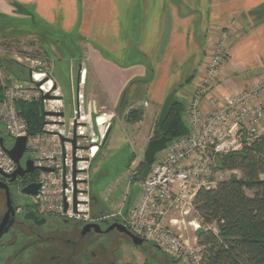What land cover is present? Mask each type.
<instances>
[{
    "label": "built area",
    "instance_id": "1",
    "mask_svg": "<svg viewBox=\"0 0 264 264\" xmlns=\"http://www.w3.org/2000/svg\"><path fill=\"white\" fill-rule=\"evenodd\" d=\"M228 39V32L222 31L205 79L190 105L189 135L167 147L165 160L152 165L151 173L141 186L139 200L125 213L114 215L119 218L116 223L125 226L134 236L159 247L166 256L180 264H200L203 257V248L199 246L197 237L192 242L185 237V231L193 228L197 236L201 229L194 202L201 189L211 190L217 185L210 180V166L218 156L241 152L264 140V78L241 93L212 100L213 111L209 117L204 118L200 110L202 97L214 91L227 73ZM46 76L34 73L32 84L4 89L0 99L1 176L12 175L17 169L4 147L12 149L16 139L27 137L26 160L30 159L36 172H40L37 179L41 186L39 193L31 196L36 201L35 207L42 215H50L52 205L47 204L54 203L63 219L90 222V189L86 186L91 176L85 165L88 162L80 161L81 150L74 151L68 147L70 133L61 126V122L44 121L41 132L30 135L28 123L16 109L18 102L35 98L34 91H41L45 85L39 87L36 82ZM0 78L4 81L1 74ZM49 82L54 88V82ZM81 89L77 91L75 111V119L79 123L86 120L83 112L85 96ZM48 118L56 117L46 116L45 120ZM62 138L66 140L63 142ZM190 216L194 219L186 220Z\"/></svg>",
    "mask_w": 264,
    "mask_h": 264
},
{
    "label": "rangeland",
    "instance_id": "2",
    "mask_svg": "<svg viewBox=\"0 0 264 264\" xmlns=\"http://www.w3.org/2000/svg\"><path fill=\"white\" fill-rule=\"evenodd\" d=\"M100 1L106 0H77L78 20L69 30H64L46 21H32L26 19L25 16L22 20L18 15L0 17V63L3 66L2 79L11 84L10 86L32 84L34 73L46 74L48 80L54 82L56 88L53 92L46 94L35 90V98L26 102H40L45 113L59 111L58 113L64 114L61 119L56 117L45 121L61 122L63 124L61 126L70 133L67 140L68 147L74 151L81 150L82 160L80 161L88 162L85 165L91 177L86 187L90 191L93 188L95 193L101 195L103 207L108 211L107 216L109 215L106 220L116 223L119 218L114 215L119 212L125 213L139 200L141 186L151 173L152 166L146 177L139 178L137 168L140 163L144 162V154L149 142L157 139L156 126L161 110L157 115H151L149 102L136 104L127 100L120 102L119 108L115 109L107 103L99 87H96L99 92L97 90L94 92L95 86L91 77L90 63L93 61V48H97L94 16L97 3ZM141 5L142 0H136V6L141 7ZM183 11L186 12V10ZM221 32L222 30L218 31L217 35L215 34L214 38L210 39V45L206 46V50L204 49L198 68L191 69L193 65L191 62L190 70L188 68L184 71L183 75L192 74L193 76L183 81L182 87H179L181 92H174L175 97L184 106L182 117L188 127V134L172 140L168 147L189 135L190 105L205 79L206 69ZM100 40L102 41H99V44L104 47V49L100 47L103 52L102 56L110 58L108 51H111L112 47L109 35L102 36ZM126 49L124 47V50ZM80 65L85 68L88 66V80L86 79L87 70L82 80H78ZM47 78L38 80V86H42V80L48 82ZM79 88H82L81 93L85 96L83 112L86 120L82 123L75 119L76 97ZM53 94H59L60 97L55 98ZM213 95L212 90L200 100V110L203 111L204 118L212 114L213 108L204 110L203 104L206 100L212 101L218 98L217 96L214 98ZM54 100L60 102L57 104L60 108L55 111L52 110L56 106ZM99 124L103 126L100 131L96 127ZM80 133H83V136L79 135ZM73 140L76 141L75 146L72 143ZM167 154V150L160 153L155 163L164 161ZM131 159L133 162L130 164ZM25 162L26 157L22 160V165H25ZM210 170V180L216 184L234 177H241L238 171H217L216 160L210 166ZM39 176L40 172H37L35 179L37 180ZM262 178L264 179V176ZM31 204L35 207L36 201L31 199ZM53 204H47L52 205L53 211L50 215L63 219ZM45 205L43 204L44 208H46ZM193 219L194 216H190L186 220ZM185 237L194 241L196 233L193 228L185 231ZM134 254L135 264H143L144 258L137 251H134ZM176 264L180 263L176 262Z\"/></svg>",
    "mask_w": 264,
    "mask_h": 264
},
{
    "label": "crops",
    "instance_id": "3",
    "mask_svg": "<svg viewBox=\"0 0 264 264\" xmlns=\"http://www.w3.org/2000/svg\"><path fill=\"white\" fill-rule=\"evenodd\" d=\"M8 15L69 30L79 9L77 0H0V17ZM94 18L98 43L89 67L94 92L99 89L115 109L122 100L147 101L150 114L157 115L166 98L181 92L183 81L193 76L183 73L191 62V69L198 68L220 30L229 34V56L214 98L236 95L264 78V0H142L141 7L136 0H106L97 3ZM107 35L110 58L102 56L99 44ZM79 69L80 81L88 66ZM211 102L206 100L203 109H211ZM101 124L96 125L99 131Z\"/></svg>",
    "mask_w": 264,
    "mask_h": 264
},
{
    "label": "trees",
    "instance_id": "4",
    "mask_svg": "<svg viewBox=\"0 0 264 264\" xmlns=\"http://www.w3.org/2000/svg\"><path fill=\"white\" fill-rule=\"evenodd\" d=\"M2 67L0 63V74ZM41 84H45L41 90L46 94L54 90H50L51 83L42 80ZM10 85L0 78V99ZM16 109L28 123L29 134H39L45 121L41 103L20 101ZM183 111L181 102L175 105L164 127L156 126V138L186 136ZM150 169L145 161L140 163L138 177H146ZM216 170L238 171L241 177L221 181L211 190L201 189L195 197L196 217L201 224L196 237L203 248L200 264H264V140L241 152L218 156ZM92 192L100 195L93 188Z\"/></svg>",
    "mask_w": 264,
    "mask_h": 264
},
{
    "label": "flooded vegetation",
    "instance_id": "5",
    "mask_svg": "<svg viewBox=\"0 0 264 264\" xmlns=\"http://www.w3.org/2000/svg\"><path fill=\"white\" fill-rule=\"evenodd\" d=\"M24 166V165H23ZM37 172L14 182L0 175V264H176L157 246L136 245L126 234L109 230L101 195L90 191L92 220L42 215L24 190L38 184Z\"/></svg>",
    "mask_w": 264,
    "mask_h": 264
},
{
    "label": "water",
    "instance_id": "6",
    "mask_svg": "<svg viewBox=\"0 0 264 264\" xmlns=\"http://www.w3.org/2000/svg\"><path fill=\"white\" fill-rule=\"evenodd\" d=\"M179 103V100L175 97L174 94H170L162 107L159 119H158V126L160 129L164 127L165 122L167 121L168 117L170 116L173 108L175 105ZM45 116H54V117H63V113H50L46 112ZM93 119L95 121V118L93 116ZM66 139L62 138V141L64 142ZM27 137H22L16 139L14 146L12 149H6L4 146L5 152L10 156V158L14 161V163L17 165L16 171L12 175H5V178L10 179L11 182H14L18 178H24L27 175L33 174L37 171V169L33 166V162L27 158L25 165H22V160L24 159L26 152H27ZM172 142V138H168L165 135H162L161 137L157 139H153L149 142L148 147L144 154V161L149 165L152 166L156 162L157 156L164 152L168 145ZM3 145V141H1ZM73 145L75 146L76 141H72ZM44 172H49L46 169H41ZM1 175V172H0ZM40 184H31L29 185L25 190L24 193L30 196H37L40 190ZM109 230H118L121 233L126 234L130 239L133 240V242L140 246L145 241L144 239H141L139 237L134 236L125 226H123L120 223H114ZM200 233V231L197 232V235ZM159 250V247H157Z\"/></svg>",
    "mask_w": 264,
    "mask_h": 264
},
{
    "label": "bare ground",
    "instance_id": "7",
    "mask_svg": "<svg viewBox=\"0 0 264 264\" xmlns=\"http://www.w3.org/2000/svg\"><path fill=\"white\" fill-rule=\"evenodd\" d=\"M84 72H85V70H84ZM47 80H48V78H47ZM33 81H35V79H33ZM49 81V80H48ZM37 83V82H36ZM52 84V83H51ZM37 85H38V83H37ZM55 86H54V88H51V86H50V90H52V89H54L55 90ZM53 90V91H54ZM42 91V90H41ZM53 97H55V98H58V97H60V95H57V94H54V96ZM54 103L57 105V104H59L60 102H58V101H56V100H54ZM83 135V134H82ZM97 138H99V137H97Z\"/></svg>",
    "mask_w": 264,
    "mask_h": 264
}]
</instances>
